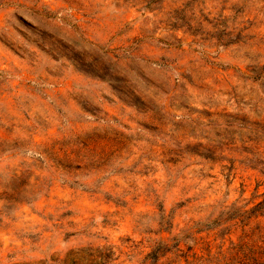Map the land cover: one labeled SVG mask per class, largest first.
Instances as JSON below:
<instances>
[{"label":"rangeland","instance_id":"rangeland-1","mask_svg":"<svg viewBox=\"0 0 264 264\" xmlns=\"http://www.w3.org/2000/svg\"><path fill=\"white\" fill-rule=\"evenodd\" d=\"M264 264V0H0V264Z\"/></svg>","mask_w":264,"mask_h":264},{"label":"trees","instance_id":"trees-1","mask_svg":"<svg viewBox=\"0 0 264 264\" xmlns=\"http://www.w3.org/2000/svg\"><path fill=\"white\" fill-rule=\"evenodd\" d=\"M167 252V247L164 243L155 244L151 251L146 255L145 259L150 260L151 264H155Z\"/></svg>","mask_w":264,"mask_h":264}]
</instances>
